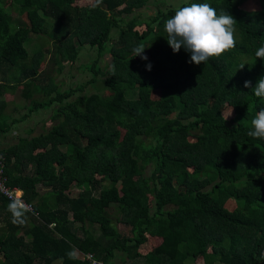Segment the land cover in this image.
Instances as JSON below:
<instances>
[{
	"label": "trees",
	"instance_id": "16d2710c",
	"mask_svg": "<svg viewBox=\"0 0 264 264\" xmlns=\"http://www.w3.org/2000/svg\"><path fill=\"white\" fill-rule=\"evenodd\" d=\"M75 1L0 0V137L10 130L5 95L13 99L16 90L28 114L50 109L51 124L0 150L6 184L33 209L25 225H14L0 195V264H91L87 254L101 264L114 257L117 264H264V140L247 135L264 109L252 88L264 77V61L254 59L264 45V0L258 11L240 9L243 0L178 6L208 3L237 22L235 48L200 65L166 42L164 22L178 7L160 10L158 0L138 32L136 18L122 16L148 0ZM12 12L27 23L8 21ZM29 38L41 47L31 56L23 46ZM47 39L63 63L73 64L84 46L107 53L105 70L82 66L89 83L104 78L110 98L59 92L51 74L61 67L41 68ZM139 44L147 45L146 62L134 57ZM223 107L232 110L230 123ZM145 236L158 244L141 255ZM73 250L77 258L69 259Z\"/></svg>",
	"mask_w": 264,
	"mask_h": 264
},
{
	"label": "rangeland",
	"instance_id": "374dc122",
	"mask_svg": "<svg viewBox=\"0 0 264 264\" xmlns=\"http://www.w3.org/2000/svg\"><path fill=\"white\" fill-rule=\"evenodd\" d=\"M93 0H76L74 2V6L80 7V6H87L92 3ZM160 2V6L159 5ZM148 0L146 3V7L134 10L132 11L131 14H127L122 16L123 20L128 21L135 17L136 22H135V30L138 32H141L143 30V26L140 25L141 22H147L150 19V15L154 14L156 11V6L157 8H160V10H164L165 8H177L179 5L182 3H185L186 0ZM8 4V2H6ZM156 5V6H155ZM5 7L2 6L0 7V11L3 10ZM162 8V9H161ZM240 9H243L245 11H258L260 9L258 1L257 0H243L240 2L239 5ZM12 17L7 18L8 21L14 22H23L27 23L24 15L22 16H16L14 12H12ZM15 19V20H14ZM10 23V30L14 31V25L13 23ZM123 24V23H122ZM152 27L155 26V24L151 25ZM117 33V30L112 29L110 32V36L114 37ZM48 43L46 49H48V52L45 54V59L44 62L41 65V68H57L58 66L61 67V69L57 72H53L51 74V77L54 79L55 84L57 85L58 91L63 92L66 90H75L77 88H81L80 90H77L78 93L80 92L81 95H89L93 93H98L100 96L109 99L111 96L110 91L103 85L102 80L104 79L103 77L100 78V76H96L94 79L93 83H89L91 78H92V73L91 71L83 67L82 65H87L91 64L94 62V65L100 70L103 71L105 68L109 65L110 63V57L107 53H103L101 56L97 57V51L96 48H90L88 46H84L80 52L78 53L76 60L73 64L69 63H63L59 60L57 55H51L50 53H53L52 49V44L50 40H46ZM24 48L28 54V56H31L35 51L39 50L41 47L36 42L34 38H29L25 43H24ZM146 47L144 50L143 55L147 56V45L144 44ZM45 48V47H44ZM53 62L52 64H50ZM146 62V60H144ZM45 70V69H44ZM19 93V90H16L13 94V101L11 99V95L7 94L5 95V98L7 100V105L5 108V111L3 113L4 120L8 123H10V130H14L13 132H10L9 136L13 137L15 136V140L17 141L18 139H25L29 138L27 131L30 130L31 136L37 135L39 133H42L43 131H46V129L51 125L50 122L48 121V117L50 115V109H45V110H38L37 112H33L28 114L27 109L29 106L25 104L17 95ZM77 93H74L72 98L76 97ZM132 95H128L129 98H131ZM159 98V92L157 90H153L150 92V99L151 100H157ZM47 98H44L42 102H47ZM209 103V101H208ZM54 104L50 106V108H53ZM28 114V115H27ZM221 114L226 120L227 123H230L232 120V110L229 107H223L221 109ZM22 115H27L24 120H21L20 117ZM12 125V126H11ZM5 134V133H4ZM13 139V138H12ZM13 139V140H14ZM61 151L65 153L70 152V147L69 146H62L60 147ZM150 166H147L145 169V174L148 175L150 173ZM99 178V177H97ZM200 178V177H198ZM87 187L83 185L81 189H86ZM44 189H41V192H43ZM79 189L77 188H72L71 189V196H76L78 193ZM179 194H182L181 190H179ZM1 227V224H0ZM118 231L123 230L122 225H117L116 226ZM98 232H95L97 234ZM21 233H17V235H20ZM145 242L142 244L138 245L137 247V252L141 255L146 254L149 252L152 248H154L158 244V239L151 238L149 236H145ZM53 264H59L58 262H54ZM111 264H117V259L114 257L111 260ZM193 264H201V261L196 260L194 261Z\"/></svg>",
	"mask_w": 264,
	"mask_h": 264
},
{
	"label": "clouds",
	"instance_id": "9594fccd",
	"mask_svg": "<svg viewBox=\"0 0 264 264\" xmlns=\"http://www.w3.org/2000/svg\"><path fill=\"white\" fill-rule=\"evenodd\" d=\"M102 3V0H95L93 7ZM236 20L227 12L217 14L215 8L208 3H191L186 6L178 7L174 15L164 22V32L166 33V42L177 53L183 48L186 53L190 54L187 61L193 65L206 63L211 58H218L229 52L236 46L235 25ZM145 46L137 45L134 49V57L140 56L142 60H147L143 55ZM254 59L264 61V45L255 50ZM246 63L239 65L242 69ZM147 69H151L148 64ZM244 87L249 88L250 82L245 81ZM253 88V95L257 98L264 99V77L258 79ZM254 139L264 140V109L258 111L251 120V128L247 133ZM9 204L7 211L11 214V223L23 226L27 223V214L32 211L31 206L24 202L23 191L15 190L8 192ZM69 259H76L75 250L67 254ZM91 264H101L93 260L91 255L87 254Z\"/></svg>",
	"mask_w": 264,
	"mask_h": 264
},
{
	"label": "built area",
	"instance_id": "2783aa9c",
	"mask_svg": "<svg viewBox=\"0 0 264 264\" xmlns=\"http://www.w3.org/2000/svg\"><path fill=\"white\" fill-rule=\"evenodd\" d=\"M15 190H17V188L15 187H9L7 184H6V178L4 177L3 175V164L0 162V195L3 196L5 199H7L8 201L9 200V196H8V192H15ZM25 202V201H24ZM26 203V202H25ZM30 205V204H29ZM31 206V205H30ZM32 209V207H31ZM33 210V209H32ZM29 213H32L29 212Z\"/></svg>",
	"mask_w": 264,
	"mask_h": 264
},
{
	"label": "crops",
	"instance_id": "0c3cea01",
	"mask_svg": "<svg viewBox=\"0 0 264 264\" xmlns=\"http://www.w3.org/2000/svg\"><path fill=\"white\" fill-rule=\"evenodd\" d=\"M12 101H13V99H12ZM12 126V125H11ZM11 128V127H10ZM12 129V128H11ZM10 132H13L14 133V130H9ZM6 132L5 134H3L1 137H0V150H2V149H6V148H8V147H10V146H12V145H14V144H16V140L14 139L15 138V136H13V137H10L9 135V133L10 132ZM30 130H28L27 131V133L26 134H28L29 136L28 137H30L32 134H31V132H29ZM14 140H13V139Z\"/></svg>",
	"mask_w": 264,
	"mask_h": 264
}]
</instances>
